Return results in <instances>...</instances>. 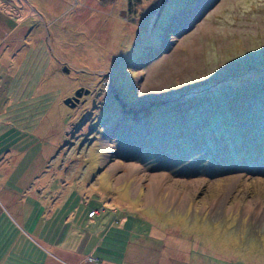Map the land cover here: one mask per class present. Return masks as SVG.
Here are the masks:
<instances>
[{
  "label": "rangeland",
  "instance_id": "rangeland-1",
  "mask_svg": "<svg viewBox=\"0 0 264 264\" xmlns=\"http://www.w3.org/2000/svg\"><path fill=\"white\" fill-rule=\"evenodd\" d=\"M0 264H264V0H0Z\"/></svg>",
  "mask_w": 264,
  "mask_h": 264
},
{
  "label": "water",
  "instance_id": "water-1",
  "mask_svg": "<svg viewBox=\"0 0 264 264\" xmlns=\"http://www.w3.org/2000/svg\"><path fill=\"white\" fill-rule=\"evenodd\" d=\"M63 70H67V66L63 64L61 66ZM88 90L87 86L84 85H78L74 87L72 93L65 95L62 97V102L66 103L67 105H74L76 101L79 100V95L82 93H86Z\"/></svg>",
  "mask_w": 264,
  "mask_h": 264
},
{
  "label": "crops",
  "instance_id": "crops-1",
  "mask_svg": "<svg viewBox=\"0 0 264 264\" xmlns=\"http://www.w3.org/2000/svg\"><path fill=\"white\" fill-rule=\"evenodd\" d=\"M90 209V208H89ZM36 215V214H35ZM34 222H35V216H33V218L32 219H30L29 220V218L26 220V224H25V228L26 229H31L33 226H34ZM68 254H70V253H68ZM73 254H72V258H73ZM71 258V259H72Z\"/></svg>",
  "mask_w": 264,
  "mask_h": 264
},
{
  "label": "trees",
  "instance_id": "trees-1",
  "mask_svg": "<svg viewBox=\"0 0 264 264\" xmlns=\"http://www.w3.org/2000/svg\"><path fill=\"white\" fill-rule=\"evenodd\" d=\"M130 0H126V3L128 4Z\"/></svg>",
  "mask_w": 264,
  "mask_h": 264
}]
</instances>
